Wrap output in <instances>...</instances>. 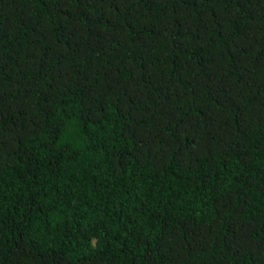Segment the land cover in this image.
<instances>
[{"label":"trees","instance_id":"1","mask_svg":"<svg viewBox=\"0 0 264 264\" xmlns=\"http://www.w3.org/2000/svg\"><path fill=\"white\" fill-rule=\"evenodd\" d=\"M0 264H264V0H0Z\"/></svg>","mask_w":264,"mask_h":264}]
</instances>
